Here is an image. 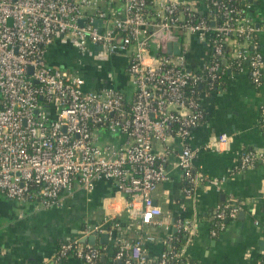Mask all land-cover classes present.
<instances>
[{"label":"built area","instance_id":"built-area-1","mask_svg":"<svg viewBox=\"0 0 264 264\" xmlns=\"http://www.w3.org/2000/svg\"><path fill=\"white\" fill-rule=\"evenodd\" d=\"M230 1L207 0L201 12L176 0H0V194L18 207L45 208L58 204L64 192L91 191L94 182L108 180L127 197L138 226H160L162 211L153 194L167 177L154 145L172 135L183 141L175 159L184 192L207 185L219 190L224 178L196 170L188 143L204 118L201 90L216 88L225 68L245 64L254 86L264 81L256 38L264 23L257 27ZM192 37L209 52L197 70L185 58ZM54 42L71 45L82 61L51 64L47 52ZM110 56L125 59L128 94L114 86L113 73L106 75L109 85L90 83V73L103 75ZM260 118L264 133V106ZM229 140L222 133L206 147L218 150ZM259 162L264 165V154L241 151L236 168ZM241 209L238 202L217 205L211 235ZM174 227L185 235L193 230L186 219ZM174 239L166 237L167 247L151 263L143 236L117 240L112 264H166ZM103 249L64 239L42 264L68 257L97 264Z\"/></svg>","mask_w":264,"mask_h":264},{"label":"crops","instance_id":"crops-1","mask_svg":"<svg viewBox=\"0 0 264 264\" xmlns=\"http://www.w3.org/2000/svg\"><path fill=\"white\" fill-rule=\"evenodd\" d=\"M176 1L189 3L201 12L207 7V0ZM247 2L246 15L258 25L264 23V0ZM256 38L264 58V29L261 26ZM208 53L207 46L192 37L185 50L189 67L197 70L208 59ZM111 57L115 74L123 76L116 86L114 79V86L128 94L130 86L125 74V59L123 56ZM47 58L51 64L69 67L81 60L71 45L56 42L49 47ZM223 63L227 65L225 61ZM90 74V83L95 88L105 83L109 85L102 73L92 71ZM200 102L204 118L193 128L188 143L194 150L196 170L210 178H224L219 190L207 185L198 186L190 193L184 192L185 181L175 159L183 141L176 135L169 136L154 145L156 152L165 159L162 164L167 177L153 194L154 203L162 211V225L138 226L130 217L127 197L117 193L108 180L94 182L91 191L76 187L70 193L64 192L58 204L45 208L18 207L0 194V264H42L54 257L62 240L81 239L96 228H101L100 232L109 229L108 243L101 244L99 240L95 243L104 247L97 264H112L117 240L132 241L140 235L151 263L167 247L166 237L177 232L174 227L177 219L189 220L193 225L192 233L181 249V264H259L260 257H264V165L259 162L243 169L236 166L241 151L264 154L260 118L264 106V81L261 86H254L247 64L241 70L225 68L216 88H202ZM222 133L229 137L228 144H221L218 150L206 147ZM166 150L169 151L167 154ZM222 202L240 203L242 209L239 212L243 213L238 212L234 219H227L222 230L213 236V213ZM53 264L85 263L68 257Z\"/></svg>","mask_w":264,"mask_h":264},{"label":"trees","instance_id":"trees-1","mask_svg":"<svg viewBox=\"0 0 264 264\" xmlns=\"http://www.w3.org/2000/svg\"><path fill=\"white\" fill-rule=\"evenodd\" d=\"M209 2V0H208ZM230 3L240 9L243 13L246 12V6H247V0H231ZM222 21V17L219 15L218 16V22ZM225 53L227 54L228 51L226 50ZM224 203V202H222ZM214 214V213H213ZM214 217V215H213ZM222 223H224V225L227 223V218L226 220H222ZM215 225V221H212V227ZM222 229H217V231L219 232ZM171 235H173L175 237V239L172 242V253L168 254V258L169 260L166 262V264H181V262L183 261V258L180 256L181 255V249L184 246V244L188 241L189 239V235H185L182 232H175L172 233ZM178 253V255H177ZM259 264H264V257L261 256L260 257V262Z\"/></svg>","mask_w":264,"mask_h":264},{"label":"water","instance_id":"water-1","mask_svg":"<svg viewBox=\"0 0 264 264\" xmlns=\"http://www.w3.org/2000/svg\"><path fill=\"white\" fill-rule=\"evenodd\" d=\"M258 27V24H257ZM99 46H95V49H98ZM172 49L171 45L168 44V50L170 51ZM175 53H179V50L176 49L174 50ZM102 58H105V56H103ZM243 211H240L239 214L242 215ZM108 230V228L106 229ZM108 238H109V232L108 231H96V230H92V232H90L89 235L83 237L80 239V241L82 242H88L89 244L94 245L96 243L97 240H99V242L101 244H107L108 243Z\"/></svg>","mask_w":264,"mask_h":264},{"label":"rangeland","instance_id":"rangeland-1","mask_svg":"<svg viewBox=\"0 0 264 264\" xmlns=\"http://www.w3.org/2000/svg\"><path fill=\"white\" fill-rule=\"evenodd\" d=\"M8 22H10V20L8 21ZM113 58L110 56L109 57V59H107L106 60V64L104 65L103 64V67H104V73H103V75H104V79L107 81V77H106V75H107V73L109 74V73H113L114 72V64H113ZM101 72V71H100ZM100 72H98V73H100ZM116 72H114V74H115ZM114 76V79H115V86L117 85V82L123 77V76H118L117 74H115V75H113ZM108 82H109V84L110 83H112L110 80H108Z\"/></svg>","mask_w":264,"mask_h":264}]
</instances>
